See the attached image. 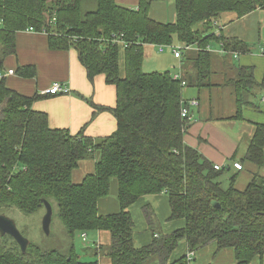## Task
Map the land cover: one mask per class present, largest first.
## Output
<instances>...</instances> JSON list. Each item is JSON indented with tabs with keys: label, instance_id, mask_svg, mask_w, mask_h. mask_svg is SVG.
<instances>
[{
	"label": "trees",
	"instance_id": "1",
	"mask_svg": "<svg viewBox=\"0 0 264 264\" xmlns=\"http://www.w3.org/2000/svg\"><path fill=\"white\" fill-rule=\"evenodd\" d=\"M83 1L0 0V73L4 60L15 55L16 33L31 28L47 35L51 50H75L87 79L92 82L103 75L116 91L113 108L91 103L116 120V130L94 142L73 136L67 129L50 128L46 114L32 109L41 96L25 97L0 78V214L15 209L31 216L44 209L42 200L51 206L55 203L69 240L66 252L43 251L29 242L22 253L11 237L0 236V264H99L97 249L94 260H80L74 239L100 231L109 233V245L102 254L109 264H191L185 254L171 259L182 242L188 253L210 244H215L216 253L230 249L235 264L263 258L264 125L256 126L245 155L237 161L241 169L245 162L257 172L242 190L235 187L234 173L224 189L219 178L229 168L215 170L214 164L185 144L191 121L181 111L190 105L182 99L184 87L212 86V55L206 50L210 42L220 43L225 52L249 51L238 38L210 33L218 18L224 13L243 17L264 9V0H174L172 23L149 17L155 0H139L135 9L115 0H95L96 9L82 13ZM120 40L126 43L123 76ZM175 43L198 48L192 53L195 76L174 80L169 72L143 71L146 46ZM16 73L28 78L36 75L31 66L18 67ZM231 84L236 111L229 119L239 120L246 96L251 97L258 84L253 70L246 67L238 68ZM94 152L99 154L94 172L73 183L71 175L78 163ZM112 181L116 182L118 212L100 214L99 201L110 194ZM161 194L168 197V221L182 220L184 225L170 234H159L152 210L144 207L152 238L138 248L129 209L144 196Z\"/></svg>",
	"mask_w": 264,
	"mask_h": 264
},
{
	"label": "crops",
	"instance_id": "2",
	"mask_svg": "<svg viewBox=\"0 0 264 264\" xmlns=\"http://www.w3.org/2000/svg\"><path fill=\"white\" fill-rule=\"evenodd\" d=\"M115 1L118 5L131 9L137 8L139 2V0ZM149 17L160 23L174 22V0L153 1ZM250 19L252 23L249 22ZM216 23V30L211 31V34L218 37L222 33L226 38H238L249 47V51L238 53L235 57L234 53L237 52L221 50L220 43L216 41L209 43L208 52L212 55L210 63L212 86L202 89L184 87L182 91V99L185 102L198 103L196 106L188 105L191 122L184 134V142L212 164L233 170L237 174L235 187L242 190L250 181L252 174L257 172V168L244 162L242 169L238 171L233 167V161L237 162L243 158L256 126L264 125V9H256L243 17H238L235 13H224ZM15 42V55L7 57L2 65L6 86L25 97L41 96L32 104V109L46 114L50 128L67 129L73 136L79 134L94 142L109 137L116 130L113 115L105 110H96L95 107L113 108L116 103L115 87L108 85L103 75L96 76L90 82L75 50L72 48L51 50L47 35L35 31L17 32ZM178 45L182 44H173ZM196 50L198 48L193 46L180 58H175L168 48L159 52L157 46H146L143 66L148 63L154 71L180 75L185 80L195 76L192 53ZM152 56H155V59L149 61ZM119 58L120 74L123 76L122 51ZM25 66L34 67L36 75L28 78L16 73L18 67ZM239 67L253 70L258 87L252 90L251 97L246 96L247 104L241 109L242 118L230 120L236 111L231 81L236 79ZM9 70L14 73L7 75ZM54 83L61 84L68 92L57 95L44 94ZM98 157V152H94L78 163L71 175L73 183L79 184L86 175L94 172ZM260 174L264 176V166L260 169ZM144 207L152 210L159 234H170L184 225L182 220L168 221L170 208L166 195L144 196L129 209L134 222V241L138 248L150 243L152 238L144 219ZM86 237H90L92 241L84 247L87 254L108 245L110 240L109 233L102 231L87 233ZM96 253L99 264H109V260L102 256V253L100 255ZM183 254L188 255L184 242L172 254L171 259H177ZM191 260L193 264H235L233 251L223 249L216 253L215 244L195 252ZM250 264H264V257L256 258Z\"/></svg>",
	"mask_w": 264,
	"mask_h": 264
},
{
	"label": "rangeland",
	"instance_id": "3",
	"mask_svg": "<svg viewBox=\"0 0 264 264\" xmlns=\"http://www.w3.org/2000/svg\"><path fill=\"white\" fill-rule=\"evenodd\" d=\"M96 9L95 0H84L81 4L82 13L94 11ZM252 23V19L249 20ZM221 24V23H220ZM216 30L215 27L212 31ZM177 44V43H175ZM216 46V44H213ZM218 48V46H216ZM155 59V56L149 58V61ZM145 73L151 72H162L154 71L151 66L145 64L143 67ZM193 89L192 87H188ZM185 89V88H184ZM234 174V171H225L222 176L219 178L222 188L226 189L229 185V177ZM98 209L100 214H110L118 212V203L116 200V182L112 181L110 194L105 198L99 201ZM52 219L49 228V234L46 235L42 230V218L44 216L45 210L42 209L39 212L31 215L24 216L18 210L11 209L3 211V214L8 218L12 219L15 222L16 228L21 233V235L26 238L29 242L34 243L40 247L43 251L58 250L66 252L69 248V240L64 233L63 226L58 217L57 205L54 203L52 205ZM158 226V225H157ZM91 232H88L90 234ZM91 238L86 237V241H82L80 234L77 235L74 239L76 252L80 257V260L88 262L94 260L95 256L93 252L85 253L84 247H87L90 244ZM92 242V241H91ZM93 245V243H91ZM109 245V243H108ZM105 245L100 249H97L96 252L99 255L102 253L105 254V250L108 247ZM95 252V251H94ZM104 252V253H103ZM193 264V262L191 263Z\"/></svg>",
	"mask_w": 264,
	"mask_h": 264
},
{
	"label": "built area",
	"instance_id": "4",
	"mask_svg": "<svg viewBox=\"0 0 264 264\" xmlns=\"http://www.w3.org/2000/svg\"><path fill=\"white\" fill-rule=\"evenodd\" d=\"M26 31H30V32H34L33 29H27ZM117 44L119 45V48L120 50H124V48L126 47V43L124 41H117ZM158 47V51L159 52H162L165 48H168L172 51L173 53V56L175 58H180L181 55L183 54L184 51L186 50H191L193 48V46H185V45H178V46H157ZM195 47V46H194ZM207 51H209L210 49L207 48L206 49ZM222 50V49H221ZM238 53H234V56L236 57ZM14 73V71L12 70H9L7 72V75H12ZM0 78H3V74L0 73ZM172 78L174 80H179L181 79L180 75H172ZM181 85L182 86H185V83L184 82H181ZM68 92V89L65 88L64 86H62L61 84L59 83H54L49 89H47L44 94L46 95H57V94H65ZM263 100H264V97H263ZM190 105H196V101H190L189 102ZM181 116L183 118H187L190 120L189 118V114H188V110L186 108H183L182 111H181ZM233 167L236 169V170H241V165L237 162L233 163ZM219 166L218 165H214V169L215 170H219ZM86 240V235L85 234H82V241H85ZM194 253H188L187 255V258L189 260L192 259Z\"/></svg>",
	"mask_w": 264,
	"mask_h": 264
},
{
	"label": "water",
	"instance_id": "5",
	"mask_svg": "<svg viewBox=\"0 0 264 264\" xmlns=\"http://www.w3.org/2000/svg\"><path fill=\"white\" fill-rule=\"evenodd\" d=\"M42 206L45 210L44 216L42 218V230L43 232L48 235L49 228L52 219V206L45 200H42ZM214 207H218L217 204H214ZM0 236H9L11 237L15 243L19 246L22 253H25L29 241L24 238L21 233L16 228L15 222L5 216L4 214H0Z\"/></svg>",
	"mask_w": 264,
	"mask_h": 264
}]
</instances>
